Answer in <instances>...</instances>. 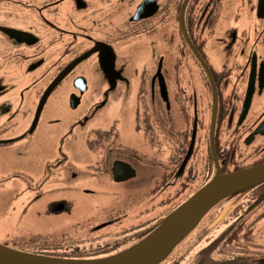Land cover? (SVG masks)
<instances>
[{"label": "flooded vegetation", "instance_id": "flooded-vegetation-1", "mask_svg": "<svg viewBox=\"0 0 264 264\" xmlns=\"http://www.w3.org/2000/svg\"><path fill=\"white\" fill-rule=\"evenodd\" d=\"M167 46L172 48L166 54ZM214 59L222 60L221 69ZM11 65L24 67L13 86L20 92L12 95L23 96L20 105L25 96L40 97L33 110L26 109L33 116L25 130L22 125L0 130V147L34 135L55 93L64 96L72 114L64 125L57 119L47 124L48 137L56 128L52 137L57 140L50 142L61 156L25 158L1 183L23 181L35 200L61 194L46 206L44 217L71 214L74 204L66 191L90 206L93 199H108L91 206L103 213L102 221L94 222L95 213L73 223V228L88 230L80 240L71 236L73 253L64 257L117 255L167 217L165 206L172 213L211 180L217 166L222 173H234L264 164V0H0V69ZM69 67L37 115L47 88ZM182 68L196 70L191 94L180 87L171 96L169 69L180 84ZM36 72L39 78L32 76ZM2 83L0 78V96H10ZM39 83L43 87L37 94ZM110 104L112 111H107ZM0 118L3 123L1 113ZM195 124V144L184 164ZM75 131L82 140H70ZM74 145H79V156H72ZM170 188L176 194L165 198ZM256 194L257 188L231 206L214 209L194 231L197 238L220 222L214 228H221V234L235 226L249 228L264 245V204L252 210L246 204L252 197L254 203ZM157 195V208L149 207L146 199ZM157 210L156 216L143 218ZM65 233L53 232L50 238ZM68 243L56 252L67 251ZM261 250L238 260L228 255L235 260L229 263L264 262ZM180 255L169 264H199L197 255Z\"/></svg>", "mask_w": 264, "mask_h": 264}, {"label": "rangeland", "instance_id": "rangeland-1", "mask_svg": "<svg viewBox=\"0 0 264 264\" xmlns=\"http://www.w3.org/2000/svg\"><path fill=\"white\" fill-rule=\"evenodd\" d=\"M167 36L169 37V32L167 33ZM171 48L172 46L171 47L167 46L165 48L166 54L168 53V51H170ZM221 53H224V51L221 50ZM169 54L171 55V57L173 56V53H169ZM234 57L235 56L232 55L230 56V58H233V61L235 60ZM148 60L152 61V57L149 56ZM214 63L217 70L222 68L221 65L222 60L214 59ZM22 68L24 69V67ZM22 68L11 65V66H4L3 68L0 69V78L4 82L2 84H5V87L9 88V92H10V96H0V113L4 115L3 118L4 125H2L3 124L1 123L2 119L0 118V130L4 126H9V130L13 129V127L15 128L16 126L21 128L20 125H22L23 130H25L30 125V122L32 120L33 113L28 115L27 113L28 110L26 111V109L33 110L40 96H25V101L23 105H20L23 96H12L20 92V89L16 90L14 88L13 90V86L15 84L17 85L20 78L22 77V74L20 73ZM195 71L196 70H193L191 68H182L181 83L175 84L174 82L175 78L171 75L173 74V70L169 69L168 78H170V82L168 84H169V93L171 94V96L176 95L177 92H179L180 87L181 89H184L187 94L189 95L191 94V90H192L191 76H193L192 73ZM32 76H34V78L40 77V75H38V72H36L35 74L33 73ZM198 78L200 81L199 83L202 84L199 76ZM200 84H198V87L202 89L203 87ZM36 86H38L37 94H39L41 92L40 90L41 88L39 87L40 86L43 87V86L40 83L37 84ZM133 93L134 94L137 93V85L135 86ZM107 109H108L107 111L109 110L112 111V105L110 104V107L108 105ZM74 113L77 114L78 112H74ZM71 114L72 113L70 112V109L67 106V102L65 101L64 96H60L58 95V93L57 94L55 93L48 100L43 110V114L41 116L39 126L34 135H32L28 140H21L12 145L0 147V243H3L5 241L12 248H15L12 246V244H17V246L32 247L36 243H34L35 242L34 239L31 238L47 239L53 235L52 234L53 232L54 234L66 232L64 235L66 236L67 241H69V243H72L71 241L72 237L73 238L75 237L80 240V237L82 236L81 234L88 230V228H73V223L75 221L88 218V216L90 217L95 213L96 215H93L96 218L94 219L95 220L94 222H99L103 220L104 218L103 213L99 214L97 212L98 210H95L94 208L92 209L91 206L93 207L95 203L100 204V201L102 202L107 201L108 199L105 197H101L100 201L98 199L96 200L93 199L90 206L89 203L84 201L81 196H78V194H74L66 191L64 196L74 204V208L71 214H62L60 216L55 215V217L53 216L49 217L48 215L44 217L45 210L47 208L46 206L55 197L57 196L62 197L61 194H53L50 196L43 195L38 200H35L34 191H31L25 182L18 180L17 182L5 181V183L4 182L1 183L2 178L12 173L14 168H21L24 165V163L26 162L25 158L41 157V156H54V157L61 156V154L58 152L57 144L56 143L51 144L50 142L52 140L54 141L57 140V139H53L52 137V135H54L53 132L56 128H53L52 130L53 132L51 131L52 135L48 137L50 131L47 128L48 126L47 124L50 120L57 119L60 120L64 125V123L66 124L68 123V121H70L69 115ZM92 123L93 122L91 121L90 124ZM16 133L17 132H15L14 134ZM1 137L3 136L1 135ZM70 140L72 141L82 140V133L80 132L76 133L75 131L73 133V136L70 137ZM44 147L46 148L44 149ZM78 147L79 145H74L73 147H71V149L73 150L72 156H79ZM197 187L200 188V185ZM176 191L177 190H175V188H170L166 191L164 197L166 198L169 193H171V196H173L174 194H176ZM244 195H246V191L241 192L235 196L228 197L222 200L220 203H218L213 209H211L210 212H212L214 209L216 210L217 208H219L220 205L227 204L228 202H229L228 204H230L229 206H231L232 204L237 203L239 200L245 197ZM181 196L184 197L186 195L183 194ZM175 198L176 197L171 199L170 202L172 201L174 203ZM159 200H160V196L158 195L154 197L150 196L149 198L146 199L147 201L146 204L149 207L154 206V209H156L157 208L156 205ZM178 200L179 199H176V201ZM138 210L139 208H136L135 212H137ZM165 210H166V215L168 216L169 215L168 205L165 206ZM158 212L159 210L154 211L153 214L151 213L146 217L144 216L143 218H150L152 215L156 216ZM209 213L203 217V219L200 221L197 227L201 223H205L204 222L205 218L207 217V215H209ZM39 214H42L43 217L42 215L39 216ZM222 214H224V211L220 215L222 216ZM137 221L130 220L129 224L136 223ZM215 224L217 223H214L213 225ZM197 227L191 232L190 236L179 247H177L178 249L172 254H170V256L172 257L169 256L165 260L166 262L165 263L163 262L164 264H169V261H172L178 255L181 256L180 254H185L192 247L194 248L191 250L193 252L191 258L195 257L197 252H199L201 249H203L211 242H213L216 238H218L221 235L222 232L221 228H215L210 231L209 236H206L204 238L201 237L198 239L197 236L195 235L196 232L195 230L197 229ZM18 238H22V240L24 241L21 243H19L20 241L16 242ZM200 239H202L201 242L197 244L198 240ZM234 250L236 252L241 251L236 248ZM259 263L264 264V262H259Z\"/></svg>", "mask_w": 264, "mask_h": 264}, {"label": "water", "instance_id": "water-1", "mask_svg": "<svg viewBox=\"0 0 264 264\" xmlns=\"http://www.w3.org/2000/svg\"><path fill=\"white\" fill-rule=\"evenodd\" d=\"M190 44L192 45L191 42ZM197 55L211 81L214 82L209 67L198 52ZM70 70L71 68L69 67L62 76L47 88L44 96L41 98L37 115H40L42 112L53 89ZM213 86L215 88L214 83ZM165 92L167 96L166 89ZM249 96H251V92ZM72 106L76 107V104H72ZM196 133L195 124L191 145L184 164L193 150ZM217 167L218 172L211 180L163 219L143 240L117 255L93 260L69 259L27 252L0 243V264H160L173 253L197 227L203 217L218 203L228 197L245 192L255 187V185L264 183V164L254 165L234 171V173H222L219 166ZM262 201H264V194L257 201V204Z\"/></svg>", "mask_w": 264, "mask_h": 264}, {"label": "trees", "instance_id": "trees-1", "mask_svg": "<svg viewBox=\"0 0 264 264\" xmlns=\"http://www.w3.org/2000/svg\"><path fill=\"white\" fill-rule=\"evenodd\" d=\"M256 188H257V194H256L257 195V200L254 203H252V200L254 199V197H252L251 198L252 199L251 202H248V201L246 202V204L247 203L250 204V209L249 210H252L256 206H257V209H258L259 205H263L264 204V201H262V202L257 204V201L264 194V183H261V184H259L257 186L255 185V187L248 189L246 191V195L251 193L252 191H254ZM221 220H222V218H221ZM221 220H218V221H221ZM219 223H217L215 225H213V224L210 225V227L205 229V231L202 233L201 237L204 238L206 236H209L210 231L215 229L214 227L216 225H218ZM251 232H253L252 229L244 228V227H238V226H235V227H233L231 229H228L225 233H222L213 242H211L209 245L204 247L203 248L204 250L201 249L199 252L196 253V255L198 256L197 257V261H199V264H230L229 262H234L235 260H238L239 258H245L244 256H246V254L253 253L255 251V248H257V253L261 252L262 251L261 249L264 248V245H262L259 242L258 235L256 237V235L252 234ZM201 237H199V238H201ZM31 239H34V241H35L34 243H36V244H34L35 246L33 245L32 247H24V246H17V244H12V246L17 248V249L24 250V251H27V252L45 254V255L55 256V257L62 256L61 258H67V257H64V256L67 255V254H72L73 253L71 251V249L73 248L71 243L67 244V245H69L67 251H66V248H65L63 251L56 252V247H64L62 243L67 242V238L66 237H64V238L63 237H56L54 239H51V238H47V239H44V238H40V239L39 238H31ZM201 240L202 239L198 240L197 244L199 242H201ZM18 241H20L19 243H21L24 240H22V238H18L16 240V242H18ZM6 245H8V244L6 243ZM41 245H43V246H41ZM193 248L194 247H192L186 253H193L191 251ZM235 248L239 249L241 251H237L236 252L234 250ZM177 249L178 248H176L173 252H175ZM229 252L238 255V257H236L235 260H230L228 255H232V254H230ZM57 253L59 254V256H58ZM165 260L163 262H165ZM259 262H261V261H257V264H260ZM162 263H160V264H162Z\"/></svg>", "mask_w": 264, "mask_h": 264}]
</instances>
